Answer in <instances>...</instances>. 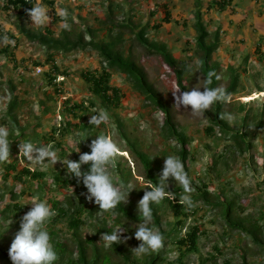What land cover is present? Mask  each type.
Masks as SVG:
<instances>
[{"label": "rangeland", "instance_id": "obj_1", "mask_svg": "<svg viewBox=\"0 0 264 264\" xmlns=\"http://www.w3.org/2000/svg\"><path fill=\"white\" fill-rule=\"evenodd\" d=\"M215 1L219 0H36V4L47 6L50 20L35 25L30 17L20 18L16 10L6 9L5 0H0V32L6 39L0 41V126L8 128L14 150L7 161L0 162V235L4 247H10L20 219L30 210L35 196L46 199L50 207L52 201H58L63 210L60 216L54 209L55 215L46 223L57 254L55 264H79L78 242L90 262L94 249L100 258L109 256L105 264H148L152 258L153 264H264V0H233L223 8L214 5ZM61 9L68 13L67 28L56 14ZM164 11L171 17L169 23H162ZM197 13L208 33L206 42L217 41L210 60V65H217L216 87L226 89L233 76L238 79L235 91L221 103L223 129L211 122L212 108L204 114H193L190 107L176 106L175 96L182 91L173 71L159 54L136 40L138 32H142L149 45L165 47L177 67L185 70L182 80L186 91L204 87L195 45ZM121 24L123 28L116 26ZM20 26L33 32L47 28L56 39L81 36L85 42L92 38L96 43L108 42L120 34L119 49L143 71L146 81L168 106L176 130L185 139L184 168L194 190L190 193V208L180 202L183 189L176 199L165 198L152 204L158 226L153 220L152 224L164 235L158 250L148 254L133 252L141 243L133 235L139 222L108 212L101 215L97 213L100 210L90 212L92 202L65 184L72 177L60 161L67 157L78 161L80 154L90 152L89 145L97 135L110 136L120 149L110 173L115 183H131L135 188L122 204L138 216L141 198L136 195L150 190L147 187L152 183L145 169L146 160L157 182L164 157H179L180 145L163 132L164 116L116 69L109 70V85L120 91L119 106L101 102L82 78L83 73H99L105 68L96 50L55 52L51 53L52 60L46 61L45 49L20 35ZM6 45L8 51L4 53ZM37 67L43 72L36 74ZM12 101L15 106L9 116L7 109ZM73 105L82 106L70 111ZM102 113L107 114V120L89 125L90 115ZM229 114L234 120L227 119ZM12 120L25 130L22 136L12 130ZM236 133L243 134L244 142L232 138ZM83 139L77 153V143ZM28 140L38 145L51 144L60 161L29 163L19 156V144ZM9 163L16 170L6 176L5 166ZM22 167L41 176L36 180L19 178L16 173ZM179 187L169 178L166 190ZM204 192L210 203H230L231 219L239 221L245 231L230 228L222 208L195 200ZM170 202L182 204V217L174 215ZM13 204L21 211L11 208ZM6 207L9 209L4 211ZM72 217L79 221L75 229L69 225ZM178 219H182L180 226L176 225ZM116 227L127 230L121 235L122 242L117 243L127 261L114 254L111 244L101 240L102 234ZM194 227L201 234L196 249L188 252L176 241ZM253 228L261 244L253 243L248 232Z\"/></svg>", "mask_w": 264, "mask_h": 264}, {"label": "clouds", "instance_id": "obj_2", "mask_svg": "<svg viewBox=\"0 0 264 264\" xmlns=\"http://www.w3.org/2000/svg\"><path fill=\"white\" fill-rule=\"evenodd\" d=\"M49 9L42 3H37L28 10V16L35 25H42L50 20ZM62 19L63 27L67 28L66 18L68 13L61 9L58 13ZM14 43V42H12ZM191 71V65L188 66ZM43 72V71H42ZM219 80V76L214 71H208L205 76L204 87H194L190 91L181 92L175 96L176 106H183L191 109V113L204 114L214 104L224 100L230 95L223 87H211L212 79ZM60 79H57L59 81ZM203 88V91H201ZM89 125H99L107 120V114H97L89 116ZM223 118V114H221ZM228 120H234L229 114ZM9 130L5 126H0V162L7 161L10 156ZM85 139L80 140L78 145ZM90 152L79 155L78 161L69 160L68 157L60 161L57 150L51 144H36L31 140L19 144V156L26 158L31 164L47 165L62 162L71 177H75L77 183H82L86 192L83 193L86 200L98 205L103 215L105 212L114 210L117 205L126 203L129 194L135 189L131 183H115L110 173V169L115 166V158L120 153L117 144L107 135H97L90 145ZM77 153H79V148ZM46 161V162H45ZM83 165H88L86 171H81ZM169 178L179 184L183 189L180 202L187 207L192 206L190 193L194 190L191 187V179L185 171L184 164L176 155L164 157L162 170L157 182L149 183L147 191H144L142 198L138 202L139 223L135 226L134 238L141 243L133 250L137 254H148L156 251L162 246L163 236L152 224L153 212L151 205L159 204L165 198L175 199L171 191H167ZM151 181V180H149ZM31 208L20 219L19 230L16 232L8 249V257L11 264H55L57 254L50 242V234L46 230L47 221L55 215L47 200L38 197L31 198ZM112 215L116 213L112 211ZM127 231L123 227H116L111 232L101 235V240L107 244L114 245L120 243L121 235ZM127 239V237H125Z\"/></svg>", "mask_w": 264, "mask_h": 264}, {"label": "trees", "instance_id": "obj_3", "mask_svg": "<svg viewBox=\"0 0 264 264\" xmlns=\"http://www.w3.org/2000/svg\"><path fill=\"white\" fill-rule=\"evenodd\" d=\"M233 0H219L215 1L214 5H217L221 8L224 6L230 4ZM5 3L7 5L6 9L9 7L16 10L17 15L20 18H26L28 16V10L31 9L32 6L36 4V0H5ZM198 3V2H197ZM163 8L166 9V5H163ZM197 20L194 25L195 31H196V38H195V45L197 50L199 51V70L201 74L203 75L204 79L208 71H214L216 73L217 65H210L211 55L212 53L217 49V41L215 40L212 43H207L206 39L208 36V33L202 23L199 20V14H196ZM170 15L167 11H164V17L162 19V23H169L170 22ZM117 27L120 26L121 28L124 27V25H116ZM19 34L22 35L26 40H28L31 43H36L38 45H41L47 53V60L51 61L53 54L51 53H67L73 50L77 49H86L91 48L98 52L99 58L103 61V64L105 65V68H102L99 73H90L86 72L82 74L83 80L89 84L90 89L92 93H94L97 97L100 98L101 102L105 103L108 106L117 108L119 106L120 101V91L113 86L109 85V79H110V69H116L122 74H124L128 81L131 84V87L138 91L141 95L144 96V100L148 102L150 105H152L156 110L161 112V114L164 116L163 121V132L165 133V136L167 138H172L176 140V143L180 145L179 148V158L182 161V163H185L187 151L185 149V139L182 137L178 131L176 130L175 125L172 121V116L170 114V110L166 104L163 103L162 99L160 98L159 94L155 91V89L146 81L145 75L143 71L129 58L124 56L123 50L119 49V46L122 43V38L119 35L113 36L111 40L104 43H96L92 40V38L85 42L84 39L81 36H77L75 39H69L67 36H63L62 38H53V32L47 28H44L42 31L33 32L29 29H27L24 26H20L19 28ZM216 39V37H215ZM5 36L0 32V41H4ZM137 42L143 46L144 48L148 49L152 53L159 54V56L163 59L164 63L170 68L174 76L176 78V85L178 88L184 92L185 85L183 84V74L185 70H182V67H177V64L175 60L166 52V49L164 46H157V45H149L144 38V35L142 32H138L136 35ZM7 44V43H6ZM3 52L6 53L8 51V46L6 45L3 49ZM237 76H233L231 79V82L229 86L225 89L229 94H232L237 86ZM217 79L215 77L212 79V84L209 85L211 87H216ZM229 96V95H228ZM223 101V100H222ZM217 102L214 104L211 108L212 112V120L211 122L216 125L219 128H224V124L222 122L221 114H220V108L221 103ZM15 106V101H12L9 103L7 114L11 116L12 109ZM82 105H73L70 111H73L74 108H81ZM12 130H17L19 133V136H22L24 131L21 129L17 122L12 120ZM209 131V129H207ZM53 137V135L51 136ZM232 138L235 140H239L241 142H244L243 134L242 133H236L232 135ZM14 141V140H13ZM12 143L10 142L9 150L10 154L14 153V150L12 149ZM146 171L147 175L150 178L151 182L154 184L156 183L155 177L153 172L150 168V162L146 160ZM185 167V164H184ZM88 168V165H83L81 168V171H86ZM6 169V176H9L10 171H15V165L13 163H9L5 166ZM16 175L19 178L27 177L29 179L36 180L39 176H41L40 173L31 171L30 169L26 167H22ZM57 179V178H56ZM65 184L72 185L73 189L79 194L80 196L83 195V193L86 192V189L84 188L82 183H77V180L75 177L71 178V181L68 180L65 181ZM182 190V187H179L177 189L171 190L175 195V199L178 197L179 192ZM169 191V190H167ZM138 198H142V194L136 195ZM208 195L207 193H201L195 197V200H200L203 203L214 206V207H220L222 208V214L224 217V220L227 222V225L232 229L237 230H244L242 227V224L239 221L232 220L231 219V211H232V205L230 203H210L208 201ZM171 208L174 211V215L179 218L182 217L184 214L182 213V204H177V202H170ZM59 202L58 201H52L51 202V208L56 210L57 215H64L63 210L58 207ZM14 210L17 209L18 212L21 211L15 204L12 205ZM152 212H153V221L155 222V225L158 226V221L155 218V210L153 205H151ZM9 207H6L4 211H7ZM99 209L98 205L94 204L92 202V205L90 207V212H97ZM76 213H79V210H76ZM116 213V216H123L126 219L132 220L134 222H139V219H141L138 216H134L130 212V208L124 206L122 203L117 205V207L112 210ZM112 211H109L108 213L112 214ZM187 216V215H186ZM78 219L72 217L69 220L70 228L75 229L78 226ZM182 224V219H178L176 225L180 226ZM252 234V241L254 244H261L259 240L257 239L255 229L253 228V231H248ZM162 236L163 235V232ZM201 232L194 227L189 233L184 235L182 238L178 239L176 243H178L180 246L185 247V250L188 252H192L196 249V242L198 237L200 236ZM3 238V235H0V262L3 264H11L10 258L8 257V249L9 247H4L2 245L1 239ZM112 249L114 254H116L120 259L123 261H127L126 255L122 252L120 246L116 243L112 245ZM95 251V255L92 257V261H88L87 257L84 253V248L81 246L80 242L77 244V252H78V258L77 262L79 264H105L108 261L109 256H103L100 258V255ZM62 251H59L58 254H62ZM161 253V251H158V255ZM155 259H151L148 264H153ZM72 264H74L72 262Z\"/></svg>", "mask_w": 264, "mask_h": 264}, {"label": "built area", "instance_id": "obj_4", "mask_svg": "<svg viewBox=\"0 0 264 264\" xmlns=\"http://www.w3.org/2000/svg\"><path fill=\"white\" fill-rule=\"evenodd\" d=\"M35 73L36 74H39V73H42V69H40V67H37V68H35Z\"/></svg>", "mask_w": 264, "mask_h": 264}, {"label": "bare ground", "instance_id": "obj_5", "mask_svg": "<svg viewBox=\"0 0 264 264\" xmlns=\"http://www.w3.org/2000/svg\"><path fill=\"white\" fill-rule=\"evenodd\" d=\"M247 100H250V99H248V98H246Z\"/></svg>", "mask_w": 264, "mask_h": 264}]
</instances>
